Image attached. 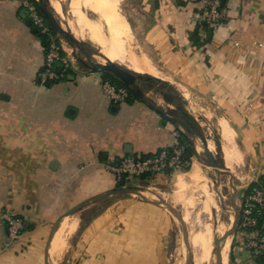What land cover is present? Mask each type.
<instances>
[{"label":"crops","instance_id":"obj_1","mask_svg":"<svg viewBox=\"0 0 264 264\" xmlns=\"http://www.w3.org/2000/svg\"><path fill=\"white\" fill-rule=\"evenodd\" d=\"M44 1L61 25L54 7L59 0ZM134 2L144 19L141 24H147L156 66L165 75L154 76L155 80L166 81L178 92L181 107L197 120L207 146L208 128L214 143V134L219 137L223 152L225 141L217 129L220 118L234 131L240 149L234 167L242 159L248 161L252 176L240 188L236 186L239 213L251 185H261L264 179V0H224L226 19L212 35L201 20L199 0ZM201 34L207 36L206 43H201ZM231 34L244 46L255 41L262 46L236 49ZM44 37L19 0H0V264H174L173 216L163 206L129 194L108 197L65 216L49 239L61 214L119 185L110 163L127 154L154 155L170 147L181 131L142 89L143 96L129 93L125 101L112 102L102 90V80H111L106 71L68 60L70 45H61L65 61L55 63L56 70H64L63 77L39 83ZM186 92L196 99L195 107L213 116L193 113ZM167 104L174 107L170 101ZM194 137L205 147L199 136ZM191 143L196 155L200 146ZM195 163L212 185L198 157L192 159L190 169ZM224 167L231 170L225 161ZM190 169L168 170L142 180L173 181L171 204L186 201L188 207V201L193 205L195 199L186 197L187 191L198 186L189 177ZM256 169L263 177H256ZM178 174L185 181L181 190L176 188ZM179 192L185 198L179 199ZM200 195L205 199L201 191ZM202 204L201 200L203 208ZM4 213L23 221L20 236L11 242ZM237 225L231 234L232 263L264 264L244 246L249 231Z\"/></svg>","mask_w":264,"mask_h":264},{"label":"rangeland","instance_id":"obj_2","mask_svg":"<svg viewBox=\"0 0 264 264\" xmlns=\"http://www.w3.org/2000/svg\"><path fill=\"white\" fill-rule=\"evenodd\" d=\"M72 1L73 0H61L64 25H60V26L61 28L70 32L73 36L75 35L73 34L72 30L73 29L75 30L78 27L79 22H83L85 21V19H89L92 23L103 21L104 16L102 14L100 13L96 14L93 11H91L89 8L86 9V7L84 6V0H76L77 4L80 6L79 9H81L80 12H76L73 10ZM120 7L123 15L128 21L129 28L124 31L113 30L110 32L108 28L104 27L100 32L101 37H103L102 38L103 41L101 42L102 45H100L93 39L91 32L89 31L88 28H86L81 33V35L75 36L76 39L79 41V45H80L79 47L77 46V44L73 39L68 38L62 31L57 30L59 32L61 45L63 46L64 44V47L70 45L72 47L71 52H69L70 56H68L66 52L65 57L68 60L74 62V64L76 65L78 64L79 66L84 67L86 65L84 64V62L90 64H91L90 61L96 64L107 63L108 57L106 56V54L107 53L112 54L114 57L113 62L116 63L117 65L127 68L128 70H130L131 72L137 75L144 74L150 76L152 78L150 80L147 79L142 80L138 78L137 79L138 86L147 95H149V97L151 98L154 104H160L159 106L162 107L164 110L184 120V115L177 110V106L174 102L175 100H177L180 105L182 104L181 102L182 99H180L178 92L175 90V93H172L168 85H166L163 82H160L158 79L155 80V77L153 75L149 73H140L133 68L134 61H139L143 58H147L156 65L158 63V59L154 56V51L150 44V40L147 34V24L145 22L144 24H141V21H144V19L140 15L139 6L134 2V0H121ZM87 53H89V56ZM163 98H165V101ZM167 101H170V103L173 104L174 107L173 108L167 107L168 106ZM205 114L207 117L210 118L213 116L211 111L209 110H206ZM197 124L198 123L196 119L195 120L193 119L192 123H190L192 128L199 130L200 127ZM179 128L180 131L183 132V134H186L188 136L189 142H192L193 140L191 141V139L189 138L191 136L189 132L180 125ZM214 138H216V143L213 142V148H212L213 150L211 149V152L215 156V160L217 164L221 167H224L225 157L223 160V152L222 149L220 150V141L218 140L219 137L217 135L215 136L214 134ZM195 145L196 147L197 146L199 147L201 145L199 140L197 143H195ZM221 146H222V140H221ZM192 154H194L193 155L194 159L195 157L199 158V160L205 166V168H207V171L209 172V174L213 179V184L211 185V189L214 188L213 196L215 197L214 199L216 206L212 207L210 212L202 210L200 206V201L202 200V196L200 195L199 186L192 187L187 191L188 194H186V197L188 198L193 197L192 199H195L196 204L194 203L193 205L191 206L189 205L188 207H186L185 205H182L180 202H173L174 203L173 205L178 213L182 214L183 211H185L183 213L184 215L186 213H189L191 217V223H193L192 221H195V218L198 215L200 217L202 216V219L204 221H206V219L207 220L211 219L212 222L214 221L213 223L216 224L221 221V218H223L225 222H228L225 232L223 234L217 232L214 236V246L217 249L219 244L222 242L223 235L226 233L227 230L231 228L235 220L234 215L238 209V204H236L237 201L235 200V198L237 199V197L239 196L238 194L239 191L237 190L236 186L240 188L242 184L248 182L250 177H252L251 174H249L250 168L249 166H247L248 161L246 163L242 159L241 161H239L238 164L235 165V167H233V170L230 171H225L223 169L217 170L213 168V166L209 163V157L205 151L204 146H200V148L197 149L196 155L195 152H193ZM189 169L190 168L183 169V171ZM256 172H258L257 169L255 170V173ZM260 176L262 177L260 173L259 174L256 173L257 178H260ZM172 182L173 181L167 179L151 182L150 179L142 180L138 178V179H134L129 184L142 185L146 188L142 192L143 194L141 193L142 195L154 200H159V198L161 197L171 204L172 198L170 196V193H172L174 190V185ZM195 194L197 196H195ZM200 196L201 199H199ZM200 211L201 213L198 214ZM223 212L225 213L223 214ZM208 214L210 215V217H208ZM172 216L176 224L175 233L173 237L174 243L172 246L173 247L172 252L174 256L181 253L184 260L183 264H186L189 250L185 244L184 235H183V226L180 220L176 216L174 215ZM191 223L186 222L187 226L189 227L191 226L190 225ZM230 239L232 243V236H230ZM181 254H179L178 257ZM174 256H172V258H174ZM192 259L193 258H191L190 264H192ZM211 264H217V259L213 261ZM228 264H233L230 257Z\"/></svg>","mask_w":264,"mask_h":264},{"label":"built area","instance_id":"obj_3","mask_svg":"<svg viewBox=\"0 0 264 264\" xmlns=\"http://www.w3.org/2000/svg\"><path fill=\"white\" fill-rule=\"evenodd\" d=\"M29 11L33 25L40 34L47 38L44 47V60L37 80L41 84L56 82L64 75V70H56L57 61H65L60 38L54 34L46 18L39 11L32 0H19ZM201 2V20L207 30L213 34L223 25L226 19L224 0H199ZM230 41L236 49L261 47L262 43L255 41L251 46L244 44L235 35L229 36ZM201 43H206L207 36L201 34ZM210 54V53H209ZM102 90L114 103H120L129 96V88L114 83L112 80H102ZM177 140L168 148L162 149L154 155L136 156L127 154L108 165L112 170L119 185L129 184L134 179H142L145 176H153L165 173L168 170H183L191 167L193 154H189L192 144L189 140H181L177 134ZM121 183V184H120ZM7 226L9 242L16 240L23 229V221L10 213H4ZM237 228L249 231L244 246L249 250L252 257L264 256V189L255 188L248 195L245 203L241 205L238 213Z\"/></svg>","mask_w":264,"mask_h":264},{"label":"bare ground","instance_id":"obj_4","mask_svg":"<svg viewBox=\"0 0 264 264\" xmlns=\"http://www.w3.org/2000/svg\"><path fill=\"white\" fill-rule=\"evenodd\" d=\"M54 2H55V0H54ZM58 2H59V4L56 1V5L55 6L53 5V6L55 7L56 16L59 19L60 24L64 25L60 0ZM120 4H121V0H84V6L86 7V9L89 8L91 11H93L96 14L100 13L104 16V18H103V21H98L96 23L95 22L92 23L89 19H85V21L79 22L78 27L75 30L74 29L72 30L73 34L75 36L81 35V33L86 28H88L89 31L91 32L93 39L97 43L102 45L101 42L103 41L102 40L103 37H101L100 32L104 27L108 28L110 30V32L113 30H121V31L127 30L129 28V24H128L127 19L125 18V16L123 15V13L121 11ZM79 7L80 6L77 4L76 0H73L72 1L73 10L76 12H80L81 9H79ZM84 34H86V33H84ZM66 49L68 52H71V47H67ZM106 56L110 60H112V61L114 60V57L112 54L107 53ZM133 68L140 73H149V74L156 76V77H159V78H165V75L163 74V72L153 62H151L147 58H143L139 61H134ZM185 96L191 101L190 109L192 110L193 113H195L197 115L203 114L204 116H206V114H205L206 110L205 109L201 110V109H198L197 107L194 106L193 102H194V100L196 101V99L193 100V96H191L190 93L186 92ZM197 98H198V96H197ZM217 129L219 131V134L222 136L223 141H225V144H223V153H224V157H225V164L227 167H229L231 170H233L234 164L237 163V161L239 160L238 157L240 156V149L238 148V146L235 142L234 131L224 117L220 118L217 121ZM205 134L208 138V146L210 149H212L213 148V141H212L213 140L212 139L213 138V132L207 128ZM191 139L195 143H197L199 140L198 137H194V136H192ZM199 142H200V140H199ZM200 169H202V168H200L199 165L197 163H195L192 166V168L190 169L188 174H189L190 179L195 182L193 184H197L200 188V191L205 196V199H202L203 208L202 207L201 208L204 211L210 212L212 206L213 207L216 206L214 196H213V192H212V190L214 188L213 189L210 188L211 180L209 181L208 176L207 175L205 176V173L201 172ZM183 179L184 178L180 177V175H179V177L177 178L178 181L176 182L177 183L176 185H178V186L176 188H180V190L184 188L183 186L185 185V183H184L185 181ZM186 179H187V177H186ZM190 183H191V181H190ZM188 187L190 188V184L188 185ZM177 190H179V189H177ZM183 195H184L183 192L181 194L179 192V196L178 195H176V196H178V198L180 199L181 197H183ZM195 196H197V195L195 194ZM183 198H185V197H183ZM199 199H201V196ZM185 202H184V204L186 205ZM189 202L192 205V201L189 200L188 203ZM193 203L196 204V202H193ZM217 207H218V205H217ZM201 211L198 214H200ZM217 211H218V209H217ZM221 211H223V210H221ZM224 213L225 212H223V214ZM208 217H210L209 214H208ZM184 219L187 223H191V217H190L189 213H186L184 215ZM192 222L193 223L190 224L191 226L190 227L188 226L189 235H190L189 238H190V242H191V246H192V250H193L192 264H211L216 259H217V264H219L220 259H221V264H228L229 257H230V249H231L230 237L226 241L225 245H224L223 240L221 242V246H220L221 247V257H219V255L217 253V249L214 246L215 234L217 232H220L221 234H223L227 228L228 222H225L223 220V218H221V221L215 225V223H213L214 221L212 222L211 219H209V220L206 219V221H204L202 219V216L200 217L199 215L196 216L195 221H192ZM230 236H232V235H230ZM59 253H60V251L56 250V255H59ZM179 254H181V253H179ZM178 255H176L177 258L174 260V264H183L184 260H183L182 254L179 257H178Z\"/></svg>","mask_w":264,"mask_h":264},{"label":"water","instance_id":"obj_5","mask_svg":"<svg viewBox=\"0 0 264 264\" xmlns=\"http://www.w3.org/2000/svg\"><path fill=\"white\" fill-rule=\"evenodd\" d=\"M40 6L43 9V11L45 12L46 16L48 17V19L50 20V22L56 27L57 30L62 31L68 38L73 39L75 41V43L77 44V46L79 47V41L67 30L61 28V26L56 22V20L54 19L53 15L51 14V12L49 11V9L46 7L44 0H40ZM210 35H212L210 33ZM89 56V53H87ZM90 63H86L84 62V64H86L87 66H89L91 69L93 70H103L106 72H110L112 73L116 78L120 79L122 82H124L126 84V86L129 87L130 91L133 92L134 94H137L139 96H143L142 90L141 88L138 86L137 84V79H147L150 80L152 79L150 76L148 75H144V74H135L133 72H131L130 70H128L127 68H124L120 65H117L116 63H114L112 60H110L108 58V62L104 63V64H96L92 61H90ZM155 108H157L163 117L167 118L168 120L172 121V122H176L178 123L180 126H182L185 130H187L189 132V134L191 136H199L200 139L204 142L205 145V151L208 154L209 157V163L213 166V168L217 169V170H225L228 171L227 168L225 167H221L217 164L216 160H215V156L213 155V153L211 152V150L208 148L205 139L202 135V133L199 130H196L194 128L191 127L190 124L186 123L184 120L180 119L179 117H177L176 115L170 114L169 112H167L166 110H164L162 107H157L155 105H153ZM146 188L142 185L139 184H123V185H117L114 186L110 189H107L105 191L99 192L97 194H94L90 197H87L83 200H81L80 202H78L77 204H75L74 206H72L70 209H68L66 212H64L63 214H61L55 224H54V228L50 234V238L53 236V234L55 233L57 226L60 222V220L62 218H64L65 216L71 215L79 210H81L82 208L96 203L98 201H101L103 199H106L108 197L114 196V195H125V194H129V195H135L139 198H141L142 200L145 201H149V202H153L155 204H159L161 206H163L168 212H170L172 215L176 216L182 226H183V235H184V240H185V244L188 248V258L186 261V264H190L191 262V258H193V250H192V246H191V242H190V235H189V230L188 227L186 225V223L183 220V216L181 213H178L177 210L175 209V207L168 203L166 200H164L163 198H159V200H154L151 198H148L146 196H143L141 193L145 190ZM238 223V212H236L235 214V220L233 225L231 226V228L229 230L226 231V233L223 235L222 240L224 242V245L226 243V241L228 240V238L230 237V235L233 233V231L236 228V225ZM223 245V246H224ZM221 243L219 244V246L217 247V253L219 255V257H221ZM219 264H221V259L219 260Z\"/></svg>","mask_w":264,"mask_h":264},{"label":"trees","instance_id":"obj_6","mask_svg":"<svg viewBox=\"0 0 264 264\" xmlns=\"http://www.w3.org/2000/svg\"><path fill=\"white\" fill-rule=\"evenodd\" d=\"M33 1V0H32ZM35 2V4L37 5V7H38V9H39V11L41 12V14H43L44 16H46V14H45V12L43 11V9L41 8V6H40V3L39 2H36V1H34ZM40 33V32H39ZM44 39H45V41L47 42V38H45L44 37ZM196 39L198 40V37H196ZM105 75H106V77H108V78H110L114 83H116V84H118V85H123V86H126V84L124 83V82H122L120 79H118V78H116L112 73H110V72H105ZM161 82H163V83H165L166 85H168V87L170 88V90H171V92L172 93H175V89L169 84V83H167V82H164V81H161ZM128 87V86H127ZM129 88V87H128ZM129 93H131V94H133V92H131L130 91V89H129ZM174 99V98H173ZM175 102V104H176V106H177V110L180 112V113H182V114H185V122L186 123H188V124H190V123H192V120H193V118L189 115V114H187L186 112H185V110L181 107V105L178 103V101L177 100H175L174 101ZM180 139L181 140H189L188 139V136L186 135V134H183V132H181V135H180ZM193 153V147L191 146V148H189V154H192ZM188 169V168H187ZM146 177V176H145ZM263 177V176H262ZM144 178V177H143ZM263 181V184H259V183H253L252 185H251V187L249 188V192L250 191H252V190H254L255 188H262V189H264V179L262 180ZM121 184V183H120ZM263 185V186H262ZM257 261H260V262H264V256H260V257H257V258H255Z\"/></svg>","mask_w":264,"mask_h":264},{"label":"flooded vegetation","instance_id":"obj_7","mask_svg":"<svg viewBox=\"0 0 264 264\" xmlns=\"http://www.w3.org/2000/svg\"><path fill=\"white\" fill-rule=\"evenodd\" d=\"M185 116V115H184Z\"/></svg>","mask_w":264,"mask_h":264}]
</instances>
